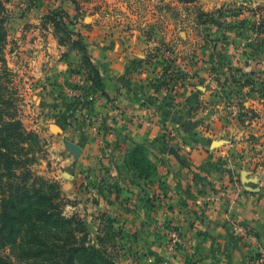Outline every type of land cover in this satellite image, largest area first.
<instances>
[{
    "label": "rangeland",
    "instance_id": "374dc122",
    "mask_svg": "<svg viewBox=\"0 0 264 264\" xmlns=\"http://www.w3.org/2000/svg\"><path fill=\"white\" fill-rule=\"evenodd\" d=\"M261 3L264 0L7 2L8 39L4 52L23 97L19 103L20 116L25 126L38 135L33 169L60 184L63 196L71 201L65 206V213L77 214L83 219L92 240L104 234L108 218L114 221L116 245L110 249L115 264H195L192 260L196 252L185 249L186 243L179 231L176 250H168L175 228L170 221L165 223L169 225H166L168 232L162 237L164 240L156 239L162 252L136 250L133 242L137 238L128 237L119 220L87 203L94 196L90 187L82 190L81 200L68 196L63 189L53 157L58 142L56 134H61L57 130L67 128L61 117L73 119L74 114L68 108L81 103V110L87 109L86 97L92 95V100L103 95L92 88V79L87 78L91 68L82 63L84 47L99 72L98 63L92 60L90 42L99 47L108 38L114 39L113 44L121 43L132 55L131 67L145 74L146 90L152 92L146 95L145 102L151 98L150 105H157L155 109L149 107L153 113L149 125L160 126L161 137L169 142L172 150L182 149L186 144L183 126L167 120L176 108H186L188 116L197 119V126L201 125L202 130L211 128L212 116L225 121L227 160L234 163L231 157H257L255 166L249 165L245 171L249 172V178L256 179L249 186L261 190L257 185L264 170L258 176H250L264 167V34L259 35L251 27L255 8ZM222 8L220 14L218 10ZM50 12L61 14L64 19L58 23L49 21ZM52 39L68 48L61 58L75 63L70 64L63 80L54 73L37 77L47 75L52 69L50 59L55 54L47 49ZM74 57L80 60L75 62ZM238 168V171L243 169ZM236 178L240 181V174ZM246 257L244 264H264V247L250 248Z\"/></svg>",
    "mask_w": 264,
    "mask_h": 264
},
{
    "label": "crops",
    "instance_id": "0c3cea01",
    "mask_svg": "<svg viewBox=\"0 0 264 264\" xmlns=\"http://www.w3.org/2000/svg\"><path fill=\"white\" fill-rule=\"evenodd\" d=\"M51 41L47 49L55 54L50 59L52 69L37 77L54 73L63 80L72 64L61 58L68 48ZM113 41L108 38L99 47L89 44L92 60L100 68L103 95L86 97L87 109L81 110V103L68 108L73 119L62 116L67 128H59L60 135L55 133L53 157L63 189L81 200L82 190L90 187L94 196L87 203L119 220L125 234L137 238L136 250L162 252L160 242L170 221L185 249L196 252L195 264H244L250 248L264 247V176L257 185L262 187L259 192L248 191L253 184H244L241 178V172L255 166L258 158L246 155L231 157L234 163L227 160L225 121L212 116L211 128L202 130L183 107L167 119L183 126L186 141L184 148L172 150L161 137L160 126L149 125L153 114L149 107L157 105H150L151 98L145 102L146 95L152 94L146 90L145 74L133 70L132 55ZM136 143L149 151L153 173L147 178L131 163ZM238 166L243 169L238 171ZM263 170L261 166L250 176Z\"/></svg>",
    "mask_w": 264,
    "mask_h": 264
},
{
    "label": "trees",
    "instance_id": "16d2710c",
    "mask_svg": "<svg viewBox=\"0 0 264 264\" xmlns=\"http://www.w3.org/2000/svg\"><path fill=\"white\" fill-rule=\"evenodd\" d=\"M8 1L0 0V264H115L110 249L116 245L114 221L108 218L104 234L92 240L85 221L65 213L71 201L60 184L33 169L38 135L20 116L23 97L4 52ZM254 17L251 27L264 34V3L255 8ZM63 19L54 12L47 15L52 22ZM84 51L82 63L91 68L87 78L94 90L103 91L100 72L91 64L87 47ZM131 152V163L149 177L153 171L145 145L136 143Z\"/></svg>",
    "mask_w": 264,
    "mask_h": 264
},
{
    "label": "water",
    "instance_id": "95a60500",
    "mask_svg": "<svg viewBox=\"0 0 264 264\" xmlns=\"http://www.w3.org/2000/svg\"><path fill=\"white\" fill-rule=\"evenodd\" d=\"M68 145H69V147H73V148L76 147L77 148V146L74 143H72V142H68ZM241 175H242V177H241L242 178V182L244 184H248V183L256 181L255 178H249V172H247L245 170L242 172ZM247 189L250 190L251 192H257V191L260 190L258 187L253 188V187H250V186H247Z\"/></svg>",
    "mask_w": 264,
    "mask_h": 264
},
{
    "label": "built area",
    "instance_id": "2783aa9c",
    "mask_svg": "<svg viewBox=\"0 0 264 264\" xmlns=\"http://www.w3.org/2000/svg\"><path fill=\"white\" fill-rule=\"evenodd\" d=\"M75 77H77V76H75ZM80 79H81V78H78L77 80H80ZM77 80H76V81H77ZM77 82H79V83H83V81H82V82L77 81ZM178 240H179V234H178V231L175 230V229H173V231L171 232V238H170V240H169V242H168V250H169L170 252H173V251L176 250V246H177V242H178Z\"/></svg>",
    "mask_w": 264,
    "mask_h": 264
}]
</instances>
